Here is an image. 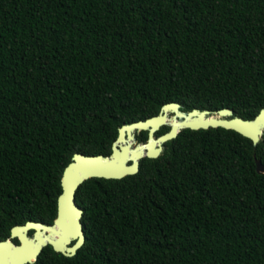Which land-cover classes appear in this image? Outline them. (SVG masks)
<instances>
[{
    "label": "trees",
    "instance_id": "16d2710c",
    "mask_svg": "<svg viewBox=\"0 0 264 264\" xmlns=\"http://www.w3.org/2000/svg\"><path fill=\"white\" fill-rule=\"evenodd\" d=\"M168 102L264 108V0H0V239L52 223L72 155H108ZM253 154L264 163V133L182 129L137 173L83 181L84 244L31 264H264Z\"/></svg>",
    "mask_w": 264,
    "mask_h": 264
},
{
    "label": "water",
    "instance_id": "95a60500",
    "mask_svg": "<svg viewBox=\"0 0 264 264\" xmlns=\"http://www.w3.org/2000/svg\"><path fill=\"white\" fill-rule=\"evenodd\" d=\"M166 125L168 130L156 135ZM209 127L233 129L256 145L264 133V108L253 118L245 119L230 108L185 111L178 102H168L154 116L121 125L108 155L80 152L72 155L60 178L61 192L52 223L29 220L13 226L8 238L0 239V264L34 263L47 245L65 256L74 255L85 242L81 223L83 210L75 202V192L83 181L92 177L119 179L135 174L142 158L158 157L164 143L175 138L182 129ZM140 131L148 132L145 141H137L136 134ZM253 156L257 173L264 174V163L255 154ZM30 231H33L31 235ZM16 238L17 244L12 241Z\"/></svg>",
    "mask_w": 264,
    "mask_h": 264
},
{
    "label": "flooded vegetation",
    "instance_id": "af4514ba",
    "mask_svg": "<svg viewBox=\"0 0 264 264\" xmlns=\"http://www.w3.org/2000/svg\"><path fill=\"white\" fill-rule=\"evenodd\" d=\"M32 232H33V231H30V232H29V235H31ZM12 241H13L14 243H16V244L19 243V241H18L17 238H16V239H12Z\"/></svg>",
    "mask_w": 264,
    "mask_h": 264
}]
</instances>
